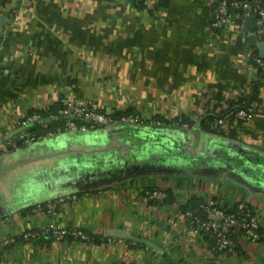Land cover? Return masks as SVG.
I'll list each match as a JSON object with an SVG mask.
<instances>
[{"label": "crops", "instance_id": "1", "mask_svg": "<svg viewBox=\"0 0 264 264\" xmlns=\"http://www.w3.org/2000/svg\"><path fill=\"white\" fill-rule=\"evenodd\" d=\"M150 2L153 10L126 0H0V243L51 225L103 242L18 243L2 250L0 264H264L263 244L238 236V254L215 252L186 233L176 206L151 205L141 194L155 188L172 190L176 201L194 193L247 201L264 218L259 177L250 179L253 190L223 168L183 171L188 157L174 152L229 158L264 176V79L255 87L260 106L234 139L187 127L70 132L54 124L63 121L54 119L63 117V99L95 102L108 115L131 109L198 120L203 91L224 88L228 99L250 93L257 71L236 64L250 46L234 29L211 28L207 0ZM42 128L56 133L31 144L20 139ZM153 155L147 165L126 161ZM71 195L76 200L52 215L23 211Z\"/></svg>", "mask_w": 264, "mask_h": 264}, {"label": "built area", "instance_id": "2", "mask_svg": "<svg viewBox=\"0 0 264 264\" xmlns=\"http://www.w3.org/2000/svg\"><path fill=\"white\" fill-rule=\"evenodd\" d=\"M146 4V9L153 10L150 0H141ZM207 6L210 10L211 28L215 31L218 30H231L244 34L245 31V19L249 16L254 17V29L246 32L247 36H254L257 42H264V0H207ZM145 9V10H146ZM255 49V48H254ZM253 48H248V51L239 56L236 59V64L241 66H251L255 71V67L250 62L255 63L258 66L264 68L263 59L252 56ZM216 90H205L200 94V99L204 100V114L210 111L213 105L216 103V99L213 97V93ZM247 92H240L237 97L230 99L237 100L239 96L246 95ZM225 97V95H224ZM226 98V97H225ZM228 99V98H226ZM260 106V103H254L248 109H240L236 111L235 116L237 120L248 121L253 118L255 110ZM220 107L222 110L228 108L224 101H220ZM59 114L65 117H77L82 118L86 122L95 126L94 123L103 124V126L112 127L118 125L127 126H146V127H162L163 122L159 119L139 116L133 114L121 115L120 117H112L106 114L98 104L95 102H84V101H70L62 100V108L59 110ZM231 113L224 114L221 117L213 121L212 127L217 131L224 134H228L233 127L230 122ZM36 116L23 119L21 124L26 125L28 122L34 120ZM84 124H77L75 121L68 120L65 131L77 132L86 131L89 128ZM187 127V124L183 125ZM56 132H46L43 135H33L27 132L20 134V139L24 144H31L35 141H40L45 138L55 135ZM145 196L143 199L148 201L151 200H162L165 197V192L161 190L148 191L144 190ZM76 196H62L53 200H49L42 204H37L33 208V212L54 214L58 207L61 205L75 201ZM222 206H217L212 199H208L207 203L202 209V215L197 216L194 220L197 222L200 230L209 232L212 236L215 234L217 237L216 250L221 251L222 249L228 248L231 251V247L234 246V241L227 234L232 229H242L244 234L249 239H259L260 235L257 232L259 227H264V218L260 219L256 214L252 213L248 209L246 201H240L236 209H226ZM230 227H233L230 229ZM187 234L192 235L193 230L189 229L186 231ZM71 235L78 240H89V236L83 233L81 230L75 228H64L55 225L49 227H41L37 229L27 230L20 234L18 237H13L0 243V249L4 245H16L18 243L33 244L40 240L41 237L52 238L53 241H60L65 236Z\"/></svg>", "mask_w": 264, "mask_h": 264}, {"label": "trees", "instance_id": "3", "mask_svg": "<svg viewBox=\"0 0 264 264\" xmlns=\"http://www.w3.org/2000/svg\"><path fill=\"white\" fill-rule=\"evenodd\" d=\"M128 5H130L132 8L137 9V10H144L146 9V4L144 1L141 0H127ZM252 56L253 57H259L256 50L253 48L252 51ZM264 62V60H262ZM252 66L255 67L256 71H257V75H258V80L255 83V86H253V89L250 91L249 94H246L244 96H239L237 98V100H233V99H226L224 97V88H218L214 93H213V97L216 99V103L213 105L212 109L210 111H207V114H205L203 117L199 118L198 120H194L192 119V117L190 115H185V114H181L178 116H175L173 118L167 119V118H161L159 119V117L155 116L154 118L159 119L163 122V126L164 128H169V127H184V124H187V128H195V129H199L201 131H205V132H209V133H215L221 136H225L227 138L230 139H234L235 138V134H236V130L238 128V126H240V124L244 121L241 120H237L235 113L236 111L240 110V109H248L250 108L254 103H260V100L258 99L257 95H256V85L260 82V80L264 79V68L261 66L256 65L253 62H250ZM220 101H224L228 108L225 110H222L220 107ZM256 111V110H255ZM231 113L230 116V122H232L233 127L230 130V132L228 134H224L220 131H217L216 129H214L212 127V123L214 120H216L217 118L221 117L224 114H228ZM38 114L40 116H44L46 115V113L44 111H38ZM126 114H133V115H138L135 111L131 110V109H126V110H118V111H114L113 114H111L110 116L112 117H120L121 115H126ZM77 124L81 125L84 124L88 127H91L92 125L86 121H75ZM56 126H59L61 131H64V128L67 124V121H57L54 123ZM54 125V126H55ZM118 126H127V125H118ZM53 127V126H50ZM94 126H92L93 128ZM39 130V129H38ZM48 130H51V128H42L39 131H32V133L36 136L38 135H43L46 132H48ZM21 144L22 142L19 141ZM165 157V156H164ZM168 158V157H167ZM243 163V162H242ZM242 165V164H240ZM194 166L193 164H189L188 166H184V167H179V169L181 170H187L189 171L190 169H192ZM184 168V169H183ZM195 168V167H194ZM226 171V170H225ZM229 171V170H228ZM231 172V171H230ZM233 172H231V175L233 176ZM235 175V174H234ZM243 177L245 178V180L249 183L247 184V186L250 189L256 190L254 189L253 185L254 183L250 182V176L245 174H242ZM241 180H244L242 178H240ZM256 185V184H255ZM148 191H157V190H161L165 192V197L162 200H151L148 199V202L153 205V204H162V205H166V206H176V212H178V214L182 215L184 218V223H185V228L186 231H188L189 229L193 230L194 234H198L200 237H202L206 242H208L211 246V248L215 251V252H219V253H223V254H227V255H236L239 252V245L237 242V238L238 236H243L244 238L248 239L249 241L252 242H257V243H261L264 245V227H259V229H257L258 234L260 235L259 239H249L246 237V235L244 234V231L242 229H232V231L228 232V236L230 238L233 239L234 241V246L231 247V251L228 250V248L222 249L221 251L216 250V246H217V237L214 235H210L209 232L200 230L197 222L194 220L195 217L202 215V209L205 206V204L207 203L208 199H212L217 206H222L226 209H236L237 205L239 204L240 201H236L234 203H224L222 201H220L217 197L215 196H207V197H202L196 193L191 194L187 197H185L182 201H176L175 198L173 197V193L172 190L170 189H155V188H151V189H145ZM258 190H264V188H258ZM142 196H145V192L144 190L141 192ZM247 205H248V209H250V211L254 214V209L251 206V204H249L246 201ZM33 208L34 207H29L26 210H23L24 213H30L33 212ZM59 208V207H58ZM57 208V209H58ZM223 208V209H224ZM233 227H230V229ZM32 230V229H31ZM84 233V232H83ZM87 235V234H86ZM89 236V240L90 241L92 239V236ZM64 239H70L72 241H76L79 242L80 240H78L77 238L71 236V235H67L65 236ZM42 240H53L52 238H45V237H41L40 240L38 242H41ZM93 241H99L98 238H93ZM81 241H87V240H81ZM100 242V241H99ZM103 243V242H100ZM10 245H4L1 247L0 249V254H2V250L5 248H8ZM139 246V245H138ZM129 248H136L137 246H134L132 244H128Z\"/></svg>", "mask_w": 264, "mask_h": 264}, {"label": "water", "instance_id": "4", "mask_svg": "<svg viewBox=\"0 0 264 264\" xmlns=\"http://www.w3.org/2000/svg\"><path fill=\"white\" fill-rule=\"evenodd\" d=\"M253 29H254V17L249 16L245 19V31L248 32V31H252ZM246 32L244 33L245 41L248 43L250 47L255 48L259 58L264 60V42H257L254 36H247ZM54 119L55 120L65 119V120H72V121H79V120L85 121L82 118H77L73 116L72 117L56 116ZM94 124L95 126L99 128H103V124H100V123H94ZM174 152L183 153L188 157L187 163L179 164L182 167L186 165L188 166L189 164H193V166L196 168L199 165L206 164L212 167H219V168L229 170L233 172L236 176H239L240 178L244 180L245 178L243 177L242 174H245V177L246 175L250 176L249 179L251 180H255V177H259L262 181H264V176L260 175L255 169L249 168L248 166H245V165H240L239 163L234 162L232 159H229V158H224V157L215 156V155H196L192 152L184 151L180 149H176ZM165 156L170 157V156H173V154L168 153ZM155 158H156V155H153L150 158L141 160V161H137V160H126V161L129 164H133V165H147L150 162L154 161Z\"/></svg>", "mask_w": 264, "mask_h": 264}]
</instances>
